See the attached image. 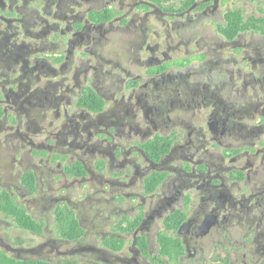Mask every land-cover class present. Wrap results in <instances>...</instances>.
I'll return each mask as SVG.
<instances>
[{
    "label": "flooded vegetation",
    "instance_id": "obj_1",
    "mask_svg": "<svg viewBox=\"0 0 264 264\" xmlns=\"http://www.w3.org/2000/svg\"><path fill=\"white\" fill-rule=\"evenodd\" d=\"M261 1L0 0V194L41 226L2 251L264 264V31L229 18Z\"/></svg>",
    "mask_w": 264,
    "mask_h": 264
},
{
    "label": "trees",
    "instance_id": "obj_2",
    "mask_svg": "<svg viewBox=\"0 0 264 264\" xmlns=\"http://www.w3.org/2000/svg\"><path fill=\"white\" fill-rule=\"evenodd\" d=\"M229 18L233 19V23H236L238 25L237 30H245V29H255L264 31V20L257 19L255 17L248 19L245 23L244 17L242 15V12L235 11L229 15ZM0 212L2 214H6L11 216L22 228L29 230V231H40L41 226L38 225L37 222H35L31 216L27 213V211L17 206L13 200L6 194H0ZM66 226L70 230V232L73 234V236H76V233L79 230L78 223L76 219L73 216V213L67 215L66 217ZM165 248L167 251H165V254L170 255L172 261L174 264H177L178 262V246L175 241H172L170 239H164ZM123 242L119 243L118 249H122ZM173 247L172 254L170 253L171 248ZM0 264H34V263H23L20 261H17L14 258H11L9 255H7L4 251L0 249Z\"/></svg>",
    "mask_w": 264,
    "mask_h": 264
},
{
    "label": "rangeland",
    "instance_id": "obj_3",
    "mask_svg": "<svg viewBox=\"0 0 264 264\" xmlns=\"http://www.w3.org/2000/svg\"><path fill=\"white\" fill-rule=\"evenodd\" d=\"M258 7L260 9H264V0H262L259 3L253 4L252 6H249L248 9H247V16H250L251 14L256 13L255 10L259 9ZM257 13H258V15H260L261 14L260 10H258ZM6 68H8V66H5V69ZM0 167H1L0 168L1 170L7 171L8 168H9V161L8 160L1 161L0 162ZM92 206L94 207V203H92L91 206H89V209L88 210L87 209H81L78 206L77 210L79 212L81 210H83L86 213L87 212L89 213V211H90V213H91L90 217L92 219V216L95 215V210H96L95 207H94V209H92ZM0 216H2V213L1 212H0ZM92 222H95V218L92 219ZM89 227H91V226H89ZM4 234L5 235H9L11 238L14 239V241H18V242L22 241L25 246H32V245H35L38 242H41V239L35 237L34 234L31 231H27V230L21 229L20 227L10 228L9 230L4 231ZM7 254L9 256H11L10 253H7Z\"/></svg>",
    "mask_w": 264,
    "mask_h": 264
},
{
    "label": "water",
    "instance_id": "obj_4",
    "mask_svg": "<svg viewBox=\"0 0 264 264\" xmlns=\"http://www.w3.org/2000/svg\"><path fill=\"white\" fill-rule=\"evenodd\" d=\"M0 249L2 250V248L0 247Z\"/></svg>",
    "mask_w": 264,
    "mask_h": 264
}]
</instances>
